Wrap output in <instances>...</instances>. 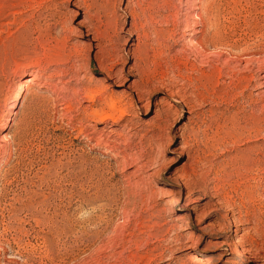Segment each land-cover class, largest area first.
<instances>
[{
    "label": "rangeland",
    "instance_id": "rangeland-1",
    "mask_svg": "<svg viewBox=\"0 0 264 264\" xmlns=\"http://www.w3.org/2000/svg\"><path fill=\"white\" fill-rule=\"evenodd\" d=\"M202 2L0 0V264H264V0Z\"/></svg>",
    "mask_w": 264,
    "mask_h": 264
},
{
    "label": "bare ground",
    "instance_id": "bare-ground-1",
    "mask_svg": "<svg viewBox=\"0 0 264 264\" xmlns=\"http://www.w3.org/2000/svg\"><path fill=\"white\" fill-rule=\"evenodd\" d=\"M135 11V10H134ZM134 11H129L127 12L126 10H124V14L126 15V17L130 18V26H131V32L129 33L132 37H134V39L132 38V41H135V43H131L130 47L133 46L135 47V49H133V52H131V57L133 60H135V58L137 57V55L141 52V47H140V35L138 33H140V31L138 32V27L137 25L134 23L135 20V13ZM138 15V14H137ZM136 15V16H137ZM202 15H203V2L202 0H192V6L189 9L188 12V16L191 17L192 20H194L195 22V26H198V29L194 26L192 27L191 33L188 36L187 39V43H189L191 45V47L194 48L195 51H197V53H203V51L206 49V45L203 38L199 39L197 42L193 41V38L196 37V35H201L204 36L206 35V30H205V25L203 24V26H200V21L202 19ZM138 17V16H137ZM136 17V18H137ZM83 18L84 20L88 19V14L86 11H83ZM139 20V18H138ZM200 22V23H199ZM199 24V25H198ZM115 25L117 26V20H115ZM136 25V26H135ZM200 27V28H199ZM86 33H87V37H92V41H96L99 39H104L105 38V33L102 32L100 30L99 27L97 26H89L87 28H85ZM140 30V29H139ZM216 33V32H215ZM145 36H143L142 38H144ZM146 38V37H145ZM209 38V37H208ZM211 38V36H210ZM213 40V39H212ZM142 41V39H141ZM210 41V39L208 40ZM97 42V41H96ZM144 42V41H143ZM210 43V42H209ZM212 44H214V41H211ZM142 46V44H141ZM214 46V45H213ZM97 47V45H96ZM145 49V46H144ZM143 52H147L146 50H144ZM141 54H143L141 52ZM140 54V55H141ZM145 56V54H143ZM140 57V56H138ZM121 58V57H120ZM264 58V57H263ZM235 59V58H234ZM142 61V59H140ZM139 61V60H138ZM140 62V61H139ZM138 63V62H137ZM139 65V63H138ZM133 68L131 71H135V66L133 65ZM247 69V68H246ZM244 70V69H243ZM242 71V70H241ZM136 72V71H135ZM100 73L107 79L110 80L112 83H114L113 78L118 77L117 76V71H114V69L110 66H100ZM241 75V74H240ZM242 76V75H241ZM244 76V73H243ZM25 79V78H24ZM120 81L121 79H123L122 77L118 78ZM246 80V77L243 79H240L239 82H244ZM33 81V79L31 78H27V80H23V82H21L20 84H18V93H21L20 91L22 89H25V85L30 84ZM248 81V80H247ZM250 81V80H249ZM237 82V81H236ZM251 82V81H250ZM252 82L256 83L257 85V94L259 96H264V72L262 74H257L254 78V80L252 79ZM134 81L131 83L132 86H129L128 89L130 90L131 93L135 94V90L133 89L134 86ZM249 83L247 82V85ZM246 85V86H247ZM236 86V85H235ZM116 87H119L118 85ZM237 87V86H236ZM135 88V86H134ZM238 88V87H237ZM236 89V88H234ZM247 89V87H246ZM19 95V94H18ZM85 95L87 98L91 99V101L95 100V99H99L102 103V107L100 110H94L92 111V117L93 118H98V120L100 121H107L109 119H112L113 122H117L118 118L121 119V117L125 114V110H123L124 108H122V106L120 105L119 102H117L113 97V94H110L104 98H101L102 93L99 92L95 87L91 86L89 87L86 92ZM16 96V95H15ZM17 98V97H16ZM263 109V108H262ZM262 111V110H261ZM119 114V117L116 119L114 118L115 114ZM252 124L254 125L255 123H257L255 126L259 125L261 121V118H255L251 121ZM162 149V148H161ZM160 149V150H161ZM163 150V149H162ZM165 150V149H164ZM159 151V150H158ZM160 152V151H159ZM248 157V156H247ZM259 162V161H258ZM261 162V161H260ZM250 163V162H249ZM258 164V163H257ZM252 165V164H251ZM256 165V164H255ZM261 165V164H260ZM248 167V165H247ZM259 167V166H258ZM262 172L264 174V169H262ZM258 175V174H257ZM196 263L197 264H202V261L200 259H196ZM195 263V264H196Z\"/></svg>",
    "mask_w": 264,
    "mask_h": 264
}]
</instances>
